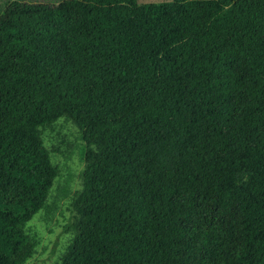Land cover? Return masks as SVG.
<instances>
[{
  "label": "trees",
  "instance_id": "obj_1",
  "mask_svg": "<svg viewBox=\"0 0 264 264\" xmlns=\"http://www.w3.org/2000/svg\"><path fill=\"white\" fill-rule=\"evenodd\" d=\"M86 146L59 264H264V0H0V264Z\"/></svg>",
  "mask_w": 264,
  "mask_h": 264
},
{
  "label": "rangeland",
  "instance_id": "obj_2",
  "mask_svg": "<svg viewBox=\"0 0 264 264\" xmlns=\"http://www.w3.org/2000/svg\"><path fill=\"white\" fill-rule=\"evenodd\" d=\"M26 1L53 3L56 0ZM169 1L136 0V5ZM41 138L58 172L44 207L26 224L25 230L35 239L36 245L32 258L25 264H59L73 237L70 227L73 222L72 203L82 187L83 157L87 149L82 132L65 118L44 129Z\"/></svg>",
  "mask_w": 264,
  "mask_h": 264
}]
</instances>
